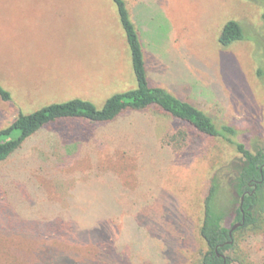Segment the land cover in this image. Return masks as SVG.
<instances>
[{"label": "rangeland", "instance_id": "374dc122", "mask_svg": "<svg viewBox=\"0 0 264 264\" xmlns=\"http://www.w3.org/2000/svg\"><path fill=\"white\" fill-rule=\"evenodd\" d=\"M127 2L151 84L264 150V0ZM231 20L246 40L225 48ZM136 87L112 0H0V89L11 95H0V130L77 98L102 108ZM238 158L223 138L200 137L158 110L107 126L52 125L0 164V264H203L204 200L214 174ZM257 218L235 234L232 264H264Z\"/></svg>", "mask_w": 264, "mask_h": 264}, {"label": "trees", "instance_id": "16d2710c", "mask_svg": "<svg viewBox=\"0 0 264 264\" xmlns=\"http://www.w3.org/2000/svg\"><path fill=\"white\" fill-rule=\"evenodd\" d=\"M126 34L131 51L132 65L137 87L130 91L110 97L102 108L80 98L65 103L47 105L31 114H20L6 129L0 130V164L10 160L32 138L41 134L48 127L61 122H80L91 126H107L131 113L158 110L184 125L200 137L223 138L233 145L240 158L219 169L211 179L207 197L204 200V214L200 227V236L206 244L203 264H225L218 256L233 249L236 244L235 234L258 222L257 215H264V150L252 152L237 138L238 131L231 125H218L215 120L197 108L185 98L178 97L170 91L151 84L144 45L138 26L132 21L127 0H112ZM257 2L259 0H247ZM246 40L241 23L231 20L224 26L219 43L227 48L237 42ZM4 101H10L11 95L0 89ZM227 181L224 185L223 181ZM228 195V204L221 205L224 195ZM244 197L241 209V201ZM236 205V222L245 223L238 228L233 237L225 225L229 206ZM228 208V209H227ZM230 242H233L230 244ZM226 256V255H225ZM106 259L111 261L112 254ZM227 264L232 259L227 257Z\"/></svg>", "mask_w": 264, "mask_h": 264}, {"label": "water", "instance_id": "95a60500", "mask_svg": "<svg viewBox=\"0 0 264 264\" xmlns=\"http://www.w3.org/2000/svg\"><path fill=\"white\" fill-rule=\"evenodd\" d=\"M264 179L260 182L261 184L263 183ZM243 202H244V197L242 198V201H241V209H242V206H243ZM245 223V218L243 219V223H237L233 226V228L231 229L230 231V236L233 237V233L240 227H242ZM233 242H230V244H232ZM218 256L223 258L224 261H225V264H227V259H226V256L224 254H219L218 253Z\"/></svg>", "mask_w": 264, "mask_h": 264}, {"label": "flooded vegetation", "instance_id": "af4514ba", "mask_svg": "<svg viewBox=\"0 0 264 264\" xmlns=\"http://www.w3.org/2000/svg\"><path fill=\"white\" fill-rule=\"evenodd\" d=\"M244 218H245V217L242 218V222H241V223H243V219H244ZM237 223H240V222H237ZM237 223H236V224H237Z\"/></svg>", "mask_w": 264, "mask_h": 264}]
</instances>
